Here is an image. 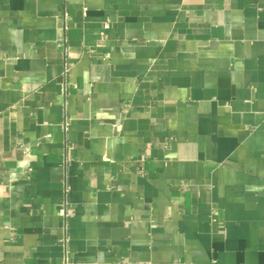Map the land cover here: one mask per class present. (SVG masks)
<instances>
[{
	"label": "crops",
	"instance_id": "crops-1",
	"mask_svg": "<svg viewBox=\"0 0 264 264\" xmlns=\"http://www.w3.org/2000/svg\"><path fill=\"white\" fill-rule=\"evenodd\" d=\"M0 264H264V0H0Z\"/></svg>",
	"mask_w": 264,
	"mask_h": 264
}]
</instances>
